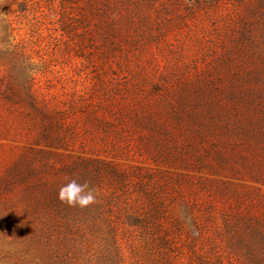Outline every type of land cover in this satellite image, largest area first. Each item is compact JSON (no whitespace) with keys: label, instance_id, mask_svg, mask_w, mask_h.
<instances>
[{"label":"rangeland","instance_id":"rangeland-1","mask_svg":"<svg viewBox=\"0 0 264 264\" xmlns=\"http://www.w3.org/2000/svg\"><path fill=\"white\" fill-rule=\"evenodd\" d=\"M0 264H264V0H0Z\"/></svg>","mask_w":264,"mask_h":264},{"label":"clouds","instance_id":"clouds-1","mask_svg":"<svg viewBox=\"0 0 264 264\" xmlns=\"http://www.w3.org/2000/svg\"><path fill=\"white\" fill-rule=\"evenodd\" d=\"M58 199L69 206L84 208L95 203L96 194L86 182L79 183L76 179H72L60 187Z\"/></svg>","mask_w":264,"mask_h":264},{"label":"trees","instance_id":"trees-1","mask_svg":"<svg viewBox=\"0 0 264 264\" xmlns=\"http://www.w3.org/2000/svg\"><path fill=\"white\" fill-rule=\"evenodd\" d=\"M155 212L159 213V210L157 209V207H156V211Z\"/></svg>","mask_w":264,"mask_h":264}]
</instances>
